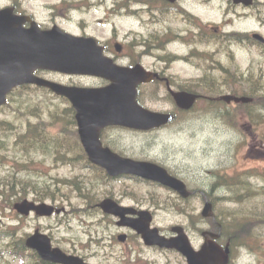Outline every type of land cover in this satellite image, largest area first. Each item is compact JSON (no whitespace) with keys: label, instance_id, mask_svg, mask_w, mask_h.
Segmentation results:
<instances>
[{"label":"rangeland","instance_id":"374dc122","mask_svg":"<svg viewBox=\"0 0 264 264\" xmlns=\"http://www.w3.org/2000/svg\"><path fill=\"white\" fill-rule=\"evenodd\" d=\"M11 0H0V8L10 5ZM59 0H25L27 8L33 12L38 19L46 21L50 18V10L46 3L57 2ZM150 31L160 29V22L156 19H151ZM173 25H178L180 21H169ZM129 19H124L118 22L119 28L125 32L131 27ZM235 27L240 31H250L255 29L254 21H236ZM110 32V29L105 31ZM173 49V50H172ZM183 48L179 44L172 46L169 53H182ZM153 55H166L165 52L158 49H151ZM241 57V65L243 69H252L256 73V77L264 74V63L255 48L250 46L238 49ZM214 64H228L226 59L220 60L214 57ZM163 61V60H162ZM252 61L255 62L252 65ZM147 64L160 69L163 67L161 60L156 57L147 59ZM171 73L179 76L180 85H190L189 88L196 91L215 92L219 84L213 80L204 79L196 81L198 76L203 75L202 71L182 62L172 64ZM212 74L218 77L220 73L214 70ZM45 76L60 81L63 83H77L87 85H99L103 81L98 78L69 76L60 73L49 72ZM264 77V76H263ZM232 84L227 83L222 87L221 91H230ZM236 86L240 83L234 84ZM248 87L247 83L244 84ZM219 88V87H218ZM30 93L28 96L34 103H39L40 100H46L48 104L41 103L40 107L26 115H19L14 112V107L9 108L5 105L0 109V212L3 213L4 229L12 226H19L22 235H28L35 232L37 228L53 237L55 244L78 251L85 255L91 262L99 264H185L183 257L176 251H165L157 248L145 246L142 239L141 242L127 241L120 244L111 239L112 233L117 234L119 229L111 224L109 228H102L109 219H103V216L97 214L96 211L90 209L94 207L100 196L102 199L107 196H113L117 200L126 205H138L154 212V224L160 227L164 233L170 232L171 227L176 224H182L185 227L190 226L189 220H194L196 226L202 225L198 223L200 220L201 211L203 208L202 193L207 191L211 199L219 204L216 209L217 216L223 222L226 221L227 206L224 200L230 196L232 187H239L236 182L231 187L224 181V177H233L232 174H240L241 170L246 168H258L264 171V156L252 157L247 156V145H240L242 140L240 133L235 127L240 124L247 123L248 117L234 120L229 123L226 114H230L237 109L235 106H227L221 102L216 105L207 103L204 100L199 101L196 107L189 113L178 112L175 103L169 95L167 89L163 86L152 87L144 86L142 88L141 103L148 108L158 111H174L179 117L171 125L161 127L149 132H139L129 129L110 127L102 133V139L110 145L114 150L121 153L123 156L134 159L154 160L168 167L172 172L184 178L191 189H197L198 196L192 200L184 202L181 197L166 187L161 185H152L149 182L139 181L136 178L122 177L113 179L106 174L105 171L97 173V170L87 169L91 178L84 176V182L87 180L91 185L85 184L87 187L79 193L77 198L82 202L81 206L85 208V217L74 216L76 211L73 205H69L66 198L62 205L66 207V212L61 215L52 217H38L31 214L29 217L18 219L8 205L2 201V195L7 199L14 200L17 194L21 197L22 182L27 181V185L23 189L22 194L29 193V199L38 201H47L52 203L51 199L40 200L36 192L52 194L55 186H51L52 190L45 185L51 182L52 177H63L71 179L75 175L72 170L69 159L74 156L75 151H70L66 154L61 153L58 156L53 154L50 142L46 139L42 143H37L40 147L37 150L23 153L15 145L16 129H23L27 132L29 121L32 125L39 121H46L48 115L58 111L59 114L54 116L57 130L52 131L54 138H61V128L63 126H72L71 123H66L67 115L63 112L65 103L57 98L52 93L43 95L39 88L29 87ZM250 91H264V79H256L250 82ZM27 89L19 91L25 97ZM19 93L15 94V99L19 97ZM16 104V103H13ZM60 105L56 110L52 108ZM49 106L51 111H47L45 107ZM36 107V106H34ZM42 107V108H41ZM68 106L66 105L65 110ZM257 107H252L255 110ZM184 114V115H183ZM28 121V123H27ZM256 126L255 129L259 128ZM248 130V127L245 125ZM260 131H264V127H260ZM253 132V130H252ZM39 134L44 135V131L39 126ZM255 136L256 134L253 133ZM45 137V136H44ZM46 138V137H45ZM248 140H250V132L248 131ZM256 149H260V142L255 141ZM264 155V153H261ZM256 156V155H254ZM56 160V161H55ZM85 166V165H84ZM87 167V166H86ZM82 169V166H79ZM77 185L73 188L76 189ZM82 188V185H81ZM80 189H76L78 193ZM236 199H241V196H233ZM21 199H23L21 197ZM61 202H57L59 204ZM233 204V202H232ZM196 209V212L194 210ZM70 214H68L69 212ZM194 212V213H193ZM78 213V212H77ZM189 213H192L190 217ZM200 214V216H199ZM235 214V213H234ZM227 215V216H228ZM249 222L264 226V211L252 212L246 219ZM246 220L237 217L236 224L240 226H248ZM100 223V226L98 224ZM192 230V229H191ZM193 233V230L191 231ZM264 233V230H262ZM110 234V235H109ZM195 234V233H194ZM105 237V242L101 239ZM196 241H201L198 235H191ZM260 238H262L260 236ZM101 240V246L94 241ZM249 236H244L242 241L250 245ZM92 240V241H90ZM200 240V241H199ZM249 241V242H248ZM195 244V243H194ZM254 245H256L254 243ZM1 255V252H0ZM0 264H21L15 256L6 255L4 259L0 257ZM236 264H264V239L258 244V248L254 251L244 248L239 255Z\"/></svg>","mask_w":264,"mask_h":264},{"label":"water","instance_id":"95a60500","mask_svg":"<svg viewBox=\"0 0 264 264\" xmlns=\"http://www.w3.org/2000/svg\"><path fill=\"white\" fill-rule=\"evenodd\" d=\"M27 17L14 13L12 8L0 10V105L7 100V94L15 87L25 83H36L52 88L55 92L68 97L77 110L79 133L90 160L105 167L109 174L134 173L159 181L176 189L182 196L188 197L191 192L186 183L169 174L154 163L127 159L104 147L100 132L109 125H122L146 129L171 121V114L152 112L143 108L137 101V85L152 78L141 66L133 69L111 66L100 62L101 51L90 50L89 40L73 36L64 31L41 30L33 22L30 28L24 27ZM38 68L52 69L65 73H91L110 78L112 84L104 88H84L67 86L45 78L38 77L34 71ZM176 101L183 108L193 106L198 94L186 91H172ZM233 97L225 95L230 101ZM238 101H250L248 97L236 98ZM105 212L120 216V224L132 226L142 233L147 244H158L162 247H173L188 257L189 264H227L228 254L214 241H207L204 248L196 252L187 243L181 227L176 237L167 238L161 235L158 228H151L152 220L149 211H140L138 218L128 217L135 213L133 207H123L114 199L107 198L100 203ZM22 214L36 211L40 215H52L53 205L36 203L25 199L15 204ZM57 213L60 209H56ZM204 216H214L213 203L207 201L203 209ZM2 220L0 218V228ZM218 237V235H214ZM125 235H120L123 240ZM27 245L38 250L45 260L63 264H87L82 258L66 254L62 249L53 247L51 238L39 230L27 239Z\"/></svg>","mask_w":264,"mask_h":264},{"label":"flooded vegetation","instance_id":"af4514ba","mask_svg":"<svg viewBox=\"0 0 264 264\" xmlns=\"http://www.w3.org/2000/svg\"><path fill=\"white\" fill-rule=\"evenodd\" d=\"M10 2L15 11L37 19L43 28L59 26L68 32L95 39L117 64L128 67L142 64L146 69L158 73L157 80L161 83L169 84L179 80V76L171 73V66L175 62H182L202 71L213 67L211 53L215 52L222 60L226 59L230 67L234 65L227 70L228 82H245L242 67L235 65L241 63L239 48H255L263 58L260 62L264 63V0H59L46 3L50 10V18L46 21L38 19L27 8L25 0ZM149 18L160 22L158 31H150ZM124 19H129L132 24L125 32L118 26V22ZM172 20L180 23L175 26L169 22ZM236 21H254L256 27L250 31H238ZM107 29L110 32L106 33ZM175 44L183 48L180 54L171 53L178 57L177 60L168 64L170 61L165 57L166 61H161L163 67L160 69L147 64V59L152 57L149 53L151 49L167 52ZM254 64L252 61V65ZM263 136H255L251 131L250 140L242 141L247 145L248 157L255 159L259 155L264 156L261 155L264 153L262 150L255 148V141L258 139L260 147L264 148ZM241 183L244 193H264L262 175L244 172ZM206 221L209 222L204 229L197 227L193 233L190 226L185 227L189 236L198 235L201 241L203 239V242H198L199 249L204 238L210 237L207 231H214L215 224L218 223L214 220ZM123 228L127 229V232H122L128 234L129 241L131 230Z\"/></svg>","mask_w":264,"mask_h":264},{"label":"trees","instance_id":"16d2710c","mask_svg":"<svg viewBox=\"0 0 264 264\" xmlns=\"http://www.w3.org/2000/svg\"><path fill=\"white\" fill-rule=\"evenodd\" d=\"M220 86V85H219ZM30 86H23L20 87L19 89L15 90L13 93H11L10 97H9V101L7 106H9V108L14 107V112H17L19 115H26L27 113L33 112L34 110H36L37 108L40 107L41 103H47L46 100H40L39 103L35 104L34 100H31V97L28 96L30 91L29 88ZM27 89L26 95L24 98V100L22 99V95L21 93H19V91L21 90H25ZM19 93V97L17 99H15V94ZM40 92L43 95H47V92L45 91V89H40ZM250 95H252L256 101H254V104L263 107L264 108V97H260L257 96L255 93H250ZM260 97V98H258ZM16 103V104H13ZM36 106V107H34ZM60 105H56L55 107L52 108V111L56 110L57 107H59ZM66 106V103H65ZM69 108H67V110H65V107L63 109V112H65V114L67 115V120L66 123H71L73 125L72 126H63L61 128V133L63 134V136L61 138H54V134L52 133V131L57 130V126L55 125L56 122H54V116L59 114L58 111H54L53 114L48 115L49 117L46 119V121H42V122H38L35 123L34 125H32V122L27 121L28 126H27V132L24 133L23 129H16V139H15V145L19 148L21 146V148H19V150L23 153H28L29 151H34L37 150L38 148L41 149V147L37 144V143H42L44 140L46 139H50L52 140L49 144L51 146V150L53 151V154L55 156H58L61 153H68L70 151H75L74 152V156L69 159V164L72 168H77L80 165L83 167V165H88L90 162L87 161V157L86 154L84 152L83 146L80 142L79 139V135H78V130H77V124H76V120H75V113H74V109L70 106H68ZM42 108V107H41ZM47 109V111H51L49 109V106L45 107ZM39 126L41 127V129L44 131V135L39 134ZM2 130L1 126H0V131ZM46 138H45V137ZM56 161V160H55ZM91 164V163H90ZM92 168L96 171L97 173H102L103 169L95 166L93 164ZM52 181L51 182H47V184L45 185L46 187H49L50 189L52 188L51 186H55V190L52 191V194H46L45 192H36L37 196L40 198V200H46V199H51L53 201L56 200H65L66 199H71L72 196H78L79 193H81L82 190L89 188L85 185V182L83 181L85 179V177L81 174V173H76L74 176L71 177V179L68 178H63V177H52ZM27 181H29L28 179L22 182V191H21V197L22 198H26L28 197L29 193L27 191V193L22 194L23 189L25 188V186L27 185ZM77 185L76 189H80L81 185L82 188L81 190H79V192L76 194V189H74L73 187ZM52 190V189H51ZM3 194V192H2ZM17 198H15L16 200L21 199V197L17 194ZM3 198V202H5L8 207L13 208V203L14 201L11 200L10 198L7 199L6 196L2 195ZM249 200L255 202L256 204L259 202L258 206L259 208L263 207L264 205V196H250L248 198ZM82 202L78 201L76 199L75 205L73 207V209L76 212H80L81 208L79 207V204L81 205ZM90 209H93L94 211H99L98 208L96 207H91ZM264 211V208H263ZM257 212V211H256ZM251 214V213H250ZM249 214V216H250ZM18 215V214H17ZM228 212L226 213V225L228 226L229 229H236L239 225L236 224L237 221V216L236 217H229L227 216ZM230 216H233V214H231ZM17 218H23V217H17ZM2 232L5 233H0V237H4L6 236V239H2L0 241V248H6V250L9 251L10 254H18L19 250H23V252L25 254H29L31 256H37L36 252L28 249L25 244H24V240L22 237V233H21V229L19 226H12L8 229H4ZM22 237V238H21ZM6 240V241H4ZM18 242H20V249L18 250ZM31 264H51L48 262H43V261H39L36 263H31Z\"/></svg>","mask_w":264,"mask_h":264}]
</instances>
